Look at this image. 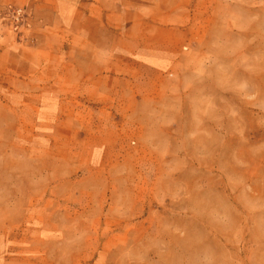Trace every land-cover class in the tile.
I'll return each mask as SVG.
<instances>
[{
  "label": "rangeland",
  "instance_id": "rangeland-1",
  "mask_svg": "<svg viewBox=\"0 0 264 264\" xmlns=\"http://www.w3.org/2000/svg\"><path fill=\"white\" fill-rule=\"evenodd\" d=\"M0 264H264V0H1Z\"/></svg>",
  "mask_w": 264,
  "mask_h": 264
},
{
  "label": "crops",
  "instance_id": "crops-1",
  "mask_svg": "<svg viewBox=\"0 0 264 264\" xmlns=\"http://www.w3.org/2000/svg\"><path fill=\"white\" fill-rule=\"evenodd\" d=\"M0 3H1V0H0Z\"/></svg>",
  "mask_w": 264,
  "mask_h": 264
}]
</instances>
